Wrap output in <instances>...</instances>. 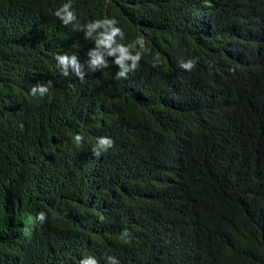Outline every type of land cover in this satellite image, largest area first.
I'll return each instance as SVG.
<instances>
[{"label":"trees","instance_id":"obj_1","mask_svg":"<svg viewBox=\"0 0 264 264\" xmlns=\"http://www.w3.org/2000/svg\"><path fill=\"white\" fill-rule=\"evenodd\" d=\"M67 2L0 0V264H264V0H71L149 50L83 81L55 60L94 48Z\"/></svg>","mask_w":264,"mask_h":264},{"label":"clouds","instance_id":"obj_2","mask_svg":"<svg viewBox=\"0 0 264 264\" xmlns=\"http://www.w3.org/2000/svg\"><path fill=\"white\" fill-rule=\"evenodd\" d=\"M54 15L67 26L72 24L78 31L84 33L86 40L94 43V48H91L88 53V59L81 63L77 54H57L55 60L60 66L64 76L74 75L79 80L83 81L87 72H95L99 69L109 68V58H112V63L118 66L119 71L116 72V79H127L130 72H135L142 60L144 54L149 50L146 47L145 38L138 37L130 44H124L120 41L124 40V31L118 26V21L115 18L105 16L101 19H94L89 23L81 25L76 12L73 10L71 0L62 4L54 13ZM198 62V58H189L180 60L179 68L191 72ZM53 82L48 80L40 82L31 87L33 96L39 94L44 97L52 88ZM23 129V124H20ZM75 143L81 144L84 137L80 134L75 135ZM114 140L109 136H100L97 138L96 147L93 149V155L99 156L102 152H106L113 148ZM37 220L43 224L47 220V214L40 211L37 215ZM127 231L122 233V238L128 237ZM106 264H119L116 257L106 255ZM79 264H99L95 256H87L79 261Z\"/></svg>","mask_w":264,"mask_h":264}]
</instances>
